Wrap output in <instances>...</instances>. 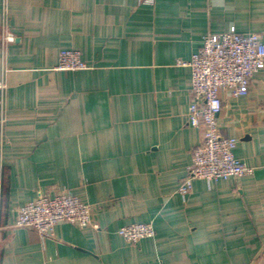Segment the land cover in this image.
<instances>
[{"label": "crops", "instance_id": "1", "mask_svg": "<svg viewBox=\"0 0 264 264\" xmlns=\"http://www.w3.org/2000/svg\"><path fill=\"white\" fill-rule=\"evenodd\" d=\"M224 32L264 40V0H0V264H264V68L247 95L222 92L218 120L254 172L179 192L204 139L184 62ZM64 49L88 68L59 69ZM62 191L93 224L15 225ZM133 223L156 233L128 242Z\"/></svg>", "mask_w": 264, "mask_h": 264}, {"label": "built area", "instance_id": "2", "mask_svg": "<svg viewBox=\"0 0 264 264\" xmlns=\"http://www.w3.org/2000/svg\"><path fill=\"white\" fill-rule=\"evenodd\" d=\"M155 0H141L152 4ZM5 40H14L7 33ZM191 68L193 96L189 123L204 127V139L193 149L192 161L187 175L179 185V192L187 194L196 179L218 181L229 177L239 178L252 174L254 168L247 166L235 155L236 137L223 136L219 128V115L223 109L222 92L233 97L247 95L256 72L264 68V40L261 34L209 33L203 45L188 62ZM61 70L88 68L81 53L64 49L59 54ZM7 88L4 77L0 78V102ZM71 222L79 227L93 224L91 206L67 191L55 195L39 193L19 210L16 226L30 228L41 236H53L61 222ZM119 234L128 242H138L156 233L151 223H133L119 228Z\"/></svg>", "mask_w": 264, "mask_h": 264}]
</instances>
